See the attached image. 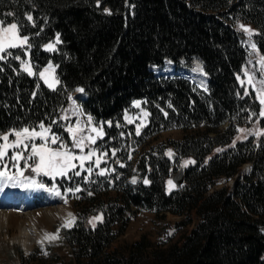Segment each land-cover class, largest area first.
Segmentation results:
<instances>
[{"label":"trees","instance_id":"obj_1","mask_svg":"<svg viewBox=\"0 0 264 264\" xmlns=\"http://www.w3.org/2000/svg\"><path fill=\"white\" fill-rule=\"evenodd\" d=\"M0 20L17 23L31 45L0 60V135L55 125L82 86L84 111L111 122L104 126L107 146L123 147L117 153L123 166L115 163L111 173L83 183L76 222L64 232L77 264H264V105L241 81L249 50L235 26L250 23L264 55V0H0ZM50 43L52 51L45 47ZM16 56H28L35 72L24 71ZM194 57L210 76L208 90L151 68ZM49 64L59 81L55 88L39 75ZM134 101L149 114L139 135L123 125ZM175 128L182 138L141 153L126 136L131 132L141 143ZM183 160L190 163L179 188L172 177ZM248 163L249 172L241 174ZM132 168L136 183L129 180ZM229 179L232 185L218 188ZM134 206L185 216L178 227L197 221L184 237L161 243L143 235L110 250ZM96 216L102 219L93 227Z\"/></svg>","mask_w":264,"mask_h":264},{"label":"rangeland","instance_id":"obj_2","mask_svg":"<svg viewBox=\"0 0 264 264\" xmlns=\"http://www.w3.org/2000/svg\"><path fill=\"white\" fill-rule=\"evenodd\" d=\"M241 24H243L246 28L252 30L253 35L251 36V38H249L247 33L240 28ZM235 26L242 33L249 50L248 62L247 65L243 68L244 70L241 75V81L247 87H252L257 92V89L261 87L260 81L264 80V71L261 70V65L259 63V58L263 54L260 53L258 47L256 48V50H253L248 43L249 39H251V42L256 44L255 34L257 30L250 23H246L243 21H236ZM19 35L23 37L20 34V32ZM26 46L27 45L19 48L25 49ZM8 51L12 53V49H9ZM20 58L28 61L32 67V72H35V68L33 64L30 62L28 56H26L25 58L22 57ZM168 64L169 62H167V64L164 65L163 67L153 66L152 69L156 74H160L162 72H170L171 74H175L178 72H181L183 74L185 73L184 75L192 77L199 85H201L200 84L201 80H204V77L207 76L203 68V63L198 58H193L192 61H188L187 59H182L180 65H176L172 62L171 64L169 65ZM198 65L199 68L197 67ZM47 67L48 66L41 68L39 70V73L44 72V69ZM203 74L206 76H204ZM249 77L253 78L252 84H249L248 82ZM45 78H47L49 83L58 80L56 70L54 67L53 70H50L49 72L45 73ZM201 86L203 88H207V85L205 86L201 85ZM72 98L73 101H75V105H73L72 102L71 106L62 116V119L58 121L55 125H45V127H49V126L51 127V132L49 133V135L56 134L60 136L63 142L68 144L69 147H71L70 133L67 131V127L79 122L81 125H85L87 127H91V126L99 127L100 125H103V132L105 136L106 128L104 126L105 124L108 125L111 124H109L108 122L96 121L91 115L85 113L83 108L78 103L77 99H86L85 93H79L74 91L72 93ZM139 102H140L139 108L134 107L133 104L130 110L124 112L125 124L123 123V125L124 126L127 125V127L130 128V130H134L135 132H137L138 126H139V132L142 130L143 126L148 122V116H149V114L147 116L143 114L144 112L148 113V110L142 104V101ZM74 108H78L80 109V111L77 112L74 110ZM65 116L68 117V119H63V117ZM88 116L92 117V125H88L87 123ZM129 120H131L132 122L129 123ZM28 128L32 129L33 127H28ZM35 128L37 131H40L38 126ZM20 129H15V130H20ZM12 131L13 130L3 134H9ZM84 134L87 135L88 132L85 131ZM92 135H95V133H92ZM104 136L102 138L98 137L96 139L95 144H91L89 145V147L85 148V154H87L90 150L94 149L96 155L93 156L90 160L85 161L83 168H81L80 166V161L76 160L73 161V163L76 164L75 169L68 170L66 175H57L55 177L45 176L43 174L37 175L36 173H33L30 168L25 169L24 177H29L31 179H34L37 182V184L42 185V187H37L35 185L31 186L28 194L22 192L21 196H23V199L22 201H18V202L14 201L15 199L14 197L19 195V193L12 192L14 193V197L13 195L11 196V194H8L9 198H6L7 203H4V209L7 211H12L11 212L12 223L10 226L0 227V264H23V261L26 258L27 259L30 257L32 258V255H34L35 259L32 262H29L28 260L27 263L77 264L73 255V248L66 241L64 232L66 229L71 228L76 220V210H77V206L80 204L78 200L81 199L82 197L81 193L82 191H84L83 183L86 182L91 185L93 182H96L98 180V177L101 175L100 172L102 169L106 170L104 174L106 173L108 174L116 169L114 166L115 163L119 165L123 164V161L117 158V153L119 152V150L123 151V147H119V149H117L116 147L109 148V146H107V142L103 140ZM126 136L130 138V143H131L130 148L134 150V152L139 151L141 153L147 150H151L154 145H158L160 143L168 144L170 143L169 141L171 139L182 138L183 131L181 129H171V130L162 131L158 133L156 136L148 138L142 141L141 143L138 141V139H136L135 136H133L131 132H128ZM14 139H15L14 136L11 135L9 136L10 141ZM0 143H2V141H0ZM35 143L40 144L42 143V141H40L37 138L35 140ZM51 147L55 148L56 145H51ZM13 151L14 150L9 149L8 155L4 157L2 164H0V170H3V164H6L8 166L7 170L9 174L15 172L16 170L13 167V164L15 162L12 161L11 159L13 155ZM73 152L76 155H80L79 149H73ZM113 152H115V155L112 154ZM104 153H107V155H104ZM140 153H136V155L133 157V162L136 161V159L140 156ZM171 153L173 154L172 151ZM97 159H100L99 167H97L96 165ZM31 163L32 161H29V164ZM181 166L187 167V165H185L184 160L177 166V169L175 170L174 174L179 171ZM19 167L22 169L24 168L23 160L19 162ZM89 167H91L92 169L90 174L87 171ZM249 167H250L249 165L245 164L241 168L240 173L241 174L248 173ZM77 171L80 172V175H75V172ZM132 172L133 174L129 177V180L132 181L133 178H135L137 182L138 177L137 175H135L136 172L135 168H132ZM233 181L234 179L222 180L218 182V188L224 185H232ZM26 182L30 183V181H26ZM111 187L113 188L114 185L112 184ZM76 189H80V190L76 191ZM30 192L32 195L30 197L31 199L30 205L28 206L27 196L30 194ZM57 192H59V195H57ZM110 194L115 195L116 189L115 190L112 189L110 191ZM8 199H12V200H8ZM57 206L66 207L68 210H70L72 216L75 217L74 221L71 222L70 226L65 227V223H63V221L60 218H58L57 216L53 215V213L50 212V209L55 208ZM127 214L129 215V222L127 229L122 235H120L113 242V244L110 247V250L120 249L129 243L139 240L140 238L143 237V235H146L150 239V241L153 242H161V243H165L167 241L169 242L175 239L176 237H181V236L184 237L188 232L191 231L192 227L197 221L196 217L194 216L195 220H193L190 224L184 225L182 227H178L177 224L181 220L187 219L185 216L176 215L169 211L161 215V214H156L153 211H149L145 208H138L135 206ZM27 218L30 219L31 222L33 221L32 223H36V225L41 230L45 231V234H47V236L55 235L58 238L49 239L46 238L45 236V238L43 239L40 240L36 239L34 240L35 244L33 245L32 250L29 252L25 251L19 243L13 241V237L19 231L20 227L23 224H26ZM30 229H31L30 231L33 233L32 235H35L36 234L35 229L33 227H30Z\"/></svg>","mask_w":264,"mask_h":264},{"label":"snow or ice","instance_id":"obj_3","mask_svg":"<svg viewBox=\"0 0 264 264\" xmlns=\"http://www.w3.org/2000/svg\"><path fill=\"white\" fill-rule=\"evenodd\" d=\"M107 12L108 10L105 9ZM110 14V13H109ZM8 15H13L12 13H8ZM27 20L32 21L33 17L31 15H27ZM240 28L243 29L249 38L253 35V32L251 29L246 28L243 24L240 25ZM29 37L23 36L21 37L19 35V28L17 23H6L4 20H0V60L5 59L6 56H10L11 52L8 51L9 49H15L17 47H24L25 45L28 46V48L31 47V45L28 43ZM59 34H57L56 37V43H59ZM250 47L253 50H256L257 46L255 43L251 42V39L248 41ZM47 50L52 51L55 49V44H48L45 46ZM15 59L20 60L21 66L24 71H26L29 75H32V67L30 63L26 60L21 59L19 56H16ZM259 63L261 65V70L264 71V55L260 56ZM199 68V65L197 66ZM50 70H53V66L51 64L48 65L47 68L44 69V72H40L39 75L42 79L45 80V83L48 84L50 88H55V85L59 83L58 80H55L52 83H49L47 78H45V73L49 72ZM202 71V69H201ZM249 84L253 83V78L249 77L248 80ZM261 87L257 89V93L260 98V103L264 105V80L260 81ZM254 86V85H253ZM79 93H84L83 88H77L75 90ZM247 94V93H245ZM73 105H75V101H73ZM171 106V105H169ZM134 107L139 108L140 102L134 101ZM75 111L79 112L80 109L74 108ZM145 116L148 115L147 112L143 113ZM167 115V113H165ZM260 117H264V110H261L259 113ZM63 119H68V117H63ZM127 119V117H126ZM132 121L129 120V123ZM55 123V121H53ZM88 125H92V117L88 116L87 118ZM111 124V122H108ZM40 131H37L35 127L32 129H29L28 127L22 128L20 130H13L9 134H2L0 135V164H2L4 157L8 155V150L12 149L13 155L11 157L12 161L15 163L13 164V167L16 169L15 172L9 174L8 172V166L6 164H3V170H0V180H4L7 182H12L13 186H16L17 183L22 184L25 187L30 186H37L42 187V185L37 184V182L34 179H31L29 177H24V171L25 169L30 168L33 173H36L37 175L43 174L45 176H52L55 177L57 175H66L68 170L75 169L76 164L73 163V161L79 160L80 166L83 168L84 162L90 160L93 156L96 155V152L94 149L90 150L87 154H85V148L89 147L91 144L96 143V139L98 137L102 138L104 136L103 132V125L97 126H91L87 127L85 125H81L79 122L75 123L74 125H70L67 127V131L70 133V139H71V147H69L68 144L64 143L60 136L56 134H51V127H45L43 123H40L38 125ZM85 131L88 132L87 135H85ZM239 131L244 132L245 129H239ZM92 133H95V135H92ZM137 135H139V126L137 127ZM261 133L257 132L256 135H260ZM14 136V140H9V136ZM39 139L42 141V143L37 144L35 143L36 139ZM51 145H56L55 148L51 147ZM73 149H79L80 155H76L73 152ZM217 151H220L219 149ZM115 155V152L112 153ZM104 155H107V153H104ZM169 156H172L171 151L168 152ZM23 160L24 161V168L19 167V162ZM29 161H32L31 164H29ZM190 163V161H185V165ZM191 163H194V161H191ZM100 159L96 160V165L99 167ZM123 166V165H121ZM89 174L91 173L92 169L89 167L87 169ZM106 170H101L100 174L103 175ZM75 175H80V172H75ZM23 178V179H21ZM25 181H30V183H25ZM145 183H148L147 180L144 181ZM132 183H136V179L133 178ZM168 184L171 187H175L172 180L168 181ZM80 189H76V191H79ZM91 194V193H89ZM57 195H59V192H57ZM69 217L71 218L70 221H66L65 227L70 226L71 222L74 221L75 217L72 216L71 213H69ZM102 218L100 216H96L93 218V220L90 221L93 227H95V222L101 220ZM46 238L49 239H56L57 236H47Z\"/></svg>","mask_w":264,"mask_h":264},{"label":"bare ground","instance_id":"obj_4","mask_svg":"<svg viewBox=\"0 0 264 264\" xmlns=\"http://www.w3.org/2000/svg\"><path fill=\"white\" fill-rule=\"evenodd\" d=\"M169 64H171V62H169ZM206 75H204V76H206ZM207 76L204 77V80H201V82H200L201 85L205 86L207 84V81H208ZM78 88H82V87H78ZM25 183H29V182L25 181ZM30 188H31V186L25 187L19 183H17L16 186H13L12 182L0 180V227L1 226H10L12 223V220H11V216H12L11 212L12 211H7L4 209V203H7L6 198L8 197V195L6 193H8V192L19 193V195L14 197L15 198L14 201L18 202V201H22V199H23V196H21L22 192H25L28 194L30 191ZM24 190H26V191H24ZM4 201H6V202H4ZM50 212L53 213V215L60 218L63 221V223H66V221L71 220V218L69 217V213H71V212H70V210H68L64 206H57L55 208H52V209H50ZM24 221H25V219H24ZM32 222L30 219L27 218L26 224H23L20 227L19 231L13 237V241L19 243L23 247V249L27 252L32 250L33 245L35 244L34 240H36V239L40 240V239L45 238V236H46L45 231L41 230L36 225V223H32ZM30 227H33L35 229V231H36L35 235H32L33 233L30 231L31 230Z\"/></svg>","mask_w":264,"mask_h":264},{"label":"water","instance_id":"obj_5","mask_svg":"<svg viewBox=\"0 0 264 264\" xmlns=\"http://www.w3.org/2000/svg\"><path fill=\"white\" fill-rule=\"evenodd\" d=\"M174 181L178 186H182L185 181V170L181 168L180 171L174 176Z\"/></svg>","mask_w":264,"mask_h":264}]
</instances>
